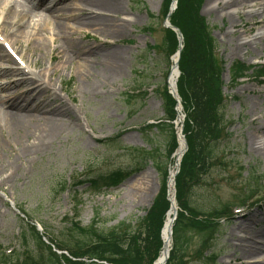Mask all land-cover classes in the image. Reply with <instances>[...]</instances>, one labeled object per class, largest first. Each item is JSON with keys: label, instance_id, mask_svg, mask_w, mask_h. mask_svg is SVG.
Segmentation results:
<instances>
[{"label": "rangeland", "instance_id": "1", "mask_svg": "<svg viewBox=\"0 0 264 264\" xmlns=\"http://www.w3.org/2000/svg\"><path fill=\"white\" fill-rule=\"evenodd\" d=\"M22 1L24 0H10L9 5L13 3L19 5L23 3ZM221 2L223 4L225 1L202 0L199 10V15L205 19V24L214 39L216 55L224 64L221 92L227 97L223 112L228 124L227 139L212 147L214 151L212 160L215 166L203 179L202 184L194 188L191 196L192 205L201 210H209L220 203L231 202L232 197H236V189L246 185L245 178L249 176L252 167L257 168L258 174H261L260 178L264 176V155L253 145L257 137L261 139L264 137V84H259V81L264 82V79L253 78L252 70L247 71L246 78L233 84L229 76L231 68L236 63L245 66L264 63V52L260 53L259 48L253 45H248L247 48L244 45L245 49L238 47V50L231 54L228 50L230 40L237 44L246 43L252 36L258 34V28L262 24L252 27L254 21L251 22L240 14L246 10L243 9L235 16L237 24L231 29L228 15L220 17L217 14ZM65 3L70 6L73 4L71 0H66ZM122 4L120 18L125 20L126 30L121 37H105L95 29L80 27L77 31L72 29L69 32L70 38L81 47L119 49L124 62L120 63L121 69L114 76L113 85L110 88L107 85L103 86L101 89L108 91L99 92L97 96L89 94L85 88L78 85L80 84L78 75L76 72L73 73L76 63L71 65L72 70L68 69L61 73V77L53 78V82L62 88L61 96L78 109L82 120L76 121L74 116L66 119L51 144L52 147L49 146L44 154L35 159L30 158L26 162L15 159L14 163L19 167L15 172V178L0 185V254L11 249L14 253L23 250L21 233L25 231L28 222L39 225L40 232L46 233L48 238L53 236L60 238L59 234L67 225L64 218L73 216L75 203L78 204L76 220L81 227L89 226L94 213L98 212L100 221L98 229L104 230L122 222L135 226L156 202L155 197L161 189L162 173L166 170L167 175L170 165L169 160H166V139L169 129L146 128L164 117L162 100L156 93V87L162 81L164 65L155 66L156 62L162 61L161 56H156L150 51V46L161 45L163 39L159 11L162 0H123ZM73 11V14H81L80 18L84 16L82 15L84 13L76 8ZM5 14L6 12L0 14V21ZM151 15L154 18H151ZM36 21L34 18L29 20L30 29L34 27ZM260 22L264 24V18L260 19ZM41 25L44 32L39 37L43 35L42 38L47 39L48 45L44 44L42 50L37 51L38 66L31 68L34 69V73L40 69L39 66L44 67L47 61L52 65L57 63V55L53 49L59 42L49 43L52 19L49 18L46 24ZM0 27L6 30L9 38L16 40V37L11 35L9 21L3 19V25ZM47 27L50 31L46 34ZM147 27H151L153 31L144 32L143 29ZM27 44L25 40L18 38L17 47L21 49L25 60L26 52H29V43ZM83 57L88 59L90 64H93L94 58L98 59V66L95 67L96 72L100 74L96 80L98 81L102 77L101 66H107L109 59L99 60V56ZM0 63L5 68L12 64ZM96 72L94 71L95 74L92 76H95ZM21 78L13 75L8 77L11 81ZM5 81L6 77L4 79L0 76V89ZM93 81L89 84L96 83ZM116 136H120L119 144L117 143L114 148L107 146L106 140ZM92 140H95V143ZM139 151L150 153L153 157L141 161ZM25 157L21 155V159ZM6 162L7 159L3 157L0 164ZM156 163H160L158 168ZM116 168L129 172L128 178L116 188L93 192L87 188L88 186L81 185L74 190L56 194L58 190L56 184L64 179L76 177L83 180V177L87 178L91 172L89 179L93 177L92 174ZM4 174L7 175V172L0 173V181ZM134 181H137L139 186L132 187ZM74 191L77 194L75 199ZM176 195L175 186V197ZM15 209H22L32 220L28 221L25 217L19 216ZM261 209H264V206L259 210ZM263 231L264 218L255 219L250 232L255 236ZM231 233H234V236H230ZM195 235L192 232L187 235L191 240L188 241L182 256L186 264H205L198 261L197 257L202 252L203 255L207 254L208 250L200 251L199 239ZM246 240L251 242L247 235L234 230L230 223L221 224L219 232L208 240V245L217 255V260L215 263L206 264H239L244 260H240L245 254H242L241 244L247 245L248 243L242 242ZM250 257L248 263L264 260V251Z\"/></svg>", "mask_w": 264, "mask_h": 264}, {"label": "trees", "instance_id": "2", "mask_svg": "<svg viewBox=\"0 0 264 264\" xmlns=\"http://www.w3.org/2000/svg\"><path fill=\"white\" fill-rule=\"evenodd\" d=\"M201 2L202 0H177L176 9L169 16L170 24L179 30L183 39L178 62L180 75L177 91L185 112L183 133L187 142V152L182 158L175 179L176 200L181 211L172 227L171 251L166 264H186L183 256L188 241L191 240L187 235L191 232L199 239L200 251L203 249L209 251L207 254L203 255L202 252L198 255L197 260L205 264L214 263L215 254L210 249L208 240L219 232V217L227 215L230 207L233 206L229 205L230 203L223 205L220 203L210 207L209 210H201L191 203L194 188L202 184L203 179L215 166L212 160L214 159L212 147L227 136L224 132L226 121L223 112L226 106L225 99L221 95L220 79L223 62L216 55L215 42L205 24V19L199 15ZM169 3L170 0H163L160 10L162 18L167 14ZM143 31H153V29L147 27ZM177 44L175 34L169 29H164L161 45L150 47V51L156 56H161L162 61L156 62L155 66L164 65L162 82L158 85L156 93L161 97L166 117L156 128L169 129L166 139V160L175 147V140L170 125L174 118V101L167 93L165 78L168 74V58L177 49ZM245 69L247 68L243 64H234L232 81L242 77ZM259 74H262V70L254 72L255 77ZM108 143L117 145L113 140ZM139 155L141 161L153 157L143 151H139ZM159 164L156 163L157 168ZM165 172L164 170L162 173L161 189L156 202L135 226L122 222L114 227L99 230V214L95 212L89 226L81 227L76 220L78 204L75 203L73 216L64 218L67 225L59 234L60 238L47 237L49 245L45 244L36 229L32 225H26L25 231L21 233L23 250L10 255L0 254V264H152L161 249L159 232L168 209L164 186ZM124 178L125 174L117 170L109 175L102 177L98 175L95 179L87 181L88 187L96 191L103 186H114ZM247 183L249 188L261 186L257 170L253 169L250 172ZM82 184L83 181H75L67 185L62 181L58 184L56 194L67 189L74 190L76 186ZM237 192L238 198L243 199L246 188ZM76 196L74 191L73 198L75 199ZM27 217L29 218L28 215ZM53 249L64 251L68 256L58 255Z\"/></svg>", "mask_w": 264, "mask_h": 264}, {"label": "bare ground", "instance_id": "3", "mask_svg": "<svg viewBox=\"0 0 264 264\" xmlns=\"http://www.w3.org/2000/svg\"><path fill=\"white\" fill-rule=\"evenodd\" d=\"M71 1L73 4L70 6L65 3L66 0H40L38 2L35 0H24L19 5L16 3L9 5V0H0V12H6L3 19L9 21V27L12 30L11 35L16 37V40L9 38L6 30L2 27H0V34L2 33L5 39L4 42L19 58L16 62L15 57H12L8 50H5L0 43V62L12 63L7 68L0 67V76L6 77L7 80L0 89V161L3 157L7 159L6 163L0 164V173L7 172V175L4 174L1 179L0 185L15 178V172L19 169L16 163H14L15 159L26 162L30 158L35 159V157L44 154L56 139L59 129L63 126V122L66 119L74 116L76 121L80 120L81 122L82 120L78 109L73 107L67 99L61 96L60 92L62 88L53 82V78L61 77V73L66 72L68 69L72 70L71 65L76 63L73 73L76 72L78 75V83H80L78 85L85 88L89 94L97 96L99 92L108 91L107 89H101L103 86L107 85L110 88L113 85V78L121 69L120 63L124 62L119 49L112 47L109 49L103 48L102 50L88 46L81 47L70 38L69 33L72 29L77 31L80 27L90 30L95 29L97 32L103 33L105 37H121L126 30L125 20L120 18L122 16L123 0ZM224 1L217 8V14L220 17L224 14L228 15L229 21L231 22V29L236 27L235 16L243 9L246 10L240 14L244 15L249 21H254L251 25L252 27L262 24L258 28V34L252 36L250 41L237 44L230 40V45L228 46L229 54L236 52L238 47L245 49L243 47L244 45L245 47L248 45L257 46L259 52L263 53L264 24L263 22L259 23V20L264 18V0H261L260 3L259 0ZM74 7L79 12L84 13L82 14L84 15L82 18L79 17L81 14H73ZM37 9L39 11H36ZM33 18L37 21L34 27L30 29L28 22ZM49 18L52 19L49 43L59 42L53 49L57 55V63L52 65L50 61H47L44 67L39 66L40 69H35L37 73H34V69L32 70L31 68L38 66L39 59L37 57V51H41L44 44L48 45L47 39L42 38L43 35L41 37L39 36L44 32L41 24H46ZM24 21L26 22L23 23ZM66 23L71 25V27ZM1 25H3V22ZM45 31L47 34V31L49 32L50 29L47 27ZM4 33H6L7 39ZM227 35L229 36V34ZM18 38L25 40L26 45L29 43V52H26L27 60H25L21 49L17 47ZM84 55L89 57L99 56V60L109 59L106 64L107 66H101L100 71H102V77L98 81L96 80L100 74L96 72L97 69L95 68L98 66V59L94 58L93 64H90L88 59H83ZM175 59L176 56L173 57V61ZM94 71L97 76H92L95 74ZM12 75L19 78L22 76L27 78L24 77L11 81L8 77ZM176 79L177 71L173 67L169 76V84L172 88H174ZM91 81H96V83L90 85L89 83ZM178 110L181 112L180 107H178ZM181 119L180 117L177 123ZM176 127L178 128L179 125ZM261 131L262 129L259 130V133ZM92 142L95 143V140H92ZM253 145L264 155L263 136L262 139L257 137ZM185 149L186 143H184L178 133L177 146L173 150L171 158H168L170 163L169 173L167 174V201L169 209L162 231V240L166 245V247L164 245V251L166 248L167 253L170 246L169 224L177 208L175 203L174 178L177 176V172H179L181 160L185 155ZM21 155L26 157L21 159ZM8 172L10 173L8 174ZM135 186H139L137 181H134L132 187ZM243 186L237 188L236 191L243 189ZM261 206H264V197L253 207L243 209L242 213L236 209L237 213L229 216L227 219V222L234 227V230L243 232L251 240V242L247 240L242 241L248 243L247 245L240 243L242 254H245L240 258V260L244 259V261H240L239 264H264V260H258L254 263L245 262L251 258L250 256L254 257L259 251H264V231L255 236L250 232L254 220L264 218V209L259 210ZM230 236H234V233H231ZM164 258L165 253L160 255L155 264H161Z\"/></svg>", "mask_w": 264, "mask_h": 264}]
</instances>
